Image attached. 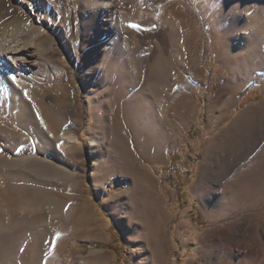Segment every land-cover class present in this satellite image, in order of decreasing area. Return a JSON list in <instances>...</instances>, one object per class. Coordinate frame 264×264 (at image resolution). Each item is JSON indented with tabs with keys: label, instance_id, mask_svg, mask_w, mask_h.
I'll return each mask as SVG.
<instances>
[{
	"label": "rangeland",
	"instance_id": "1",
	"mask_svg": "<svg viewBox=\"0 0 264 264\" xmlns=\"http://www.w3.org/2000/svg\"><path fill=\"white\" fill-rule=\"evenodd\" d=\"M85 1L91 0H0L4 2L1 14L33 24L44 21L54 39V49L40 57L43 74L38 78L45 85L40 93L43 99L31 112L35 117L22 114L19 101L0 112V264H160L154 261L160 252L151 249L160 243L172 251L170 264H264L263 85L254 82L228 117L209 130L210 108L230 76L221 57L226 56L225 38L220 37L223 32L214 20L224 0H116V23L120 32L129 33L130 43L117 53L119 43L114 41L98 69L92 61L101 41L85 31L90 17L88 9H81ZM43 3L50 5L49 12ZM145 19L149 27H139ZM220 24L224 26V20ZM136 44L141 46L142 58L163 53L179 73L175 80L169 70L165 82L157 85V95H150L156 113L147 114L146 120L135 107L143 97L129 106L132 112L126 107L146 79L138 74L132 90L121 76L128 48L130 55ZM191 59L198 68L191 75L192 83L185 80ZM130 62L134 69L132 56ZM244 62L248 74L264 67V47L258 58ZM140 66L148 71L144 59ZM173 84H179V90L188 89L184 95L180 91L183 100L168 111L169 100L179 92ZM182 113L189 118L181 125ZM157 115L163 125L169 120L178 125L176 142L158 152ZM19 116L30 121L34 138L23 126L12 124ZM236 119L237 124H232ZM74 122L80 124L75 132L82 147L64 152L53 142L61 127ZM6 135L11 136L9 144L3 139ZM91 138L98 142L97 151L82 160L80 152ZM119 141L133 146L132 152L127 146L131 155L141 151L145 158L138 156L129 164L118 151ZM24 155L48 164H21L17 160ZM118 164L122 171L112 168ZM51 165L78 176L58 180L51 174ZM133 168L149 187H145L146 201L156 207L148 216V229L135 224L141 221L131 210L133 182L138 179ZM145 235L152 238L149 245Z\"/></svg>",
	"mask_w": 264,
	"mask_h": 264
},
{
	"label": "bare ground",
	"instance_id": "2",
	"mask_svg": "<svg viewBox=\"0 0 264 264\" xmlns=\"http://www.w3.org/2000/svg\"><path fill=\"white\" fill-rule=\"evenodd\" d=\"M3 5H4V2H0V19H1V22H0V101H1V103L3 102V105L0 103V112H4L7 107L9 108L8 104L14 103V101H17V102L19 101L20 105L22 106V114H25L27 116L29 114L31 115L32 111L33 112L36 111L35 107L37 105V102L40 101V99L41 100L43 99L42 97H40V93H41V88L45 85V83L43 85L42 79L38 78V76L43 74V70L40 67V62H41L40 57L44 53L49 52V51L54 49V46H53L54 45V39L51 37V33L47 29V25L44 24L46 22L39 20V22H38L39 24L34 23L35 24L34 25L33 23L26 22L22 18H19V17H15L14 19H10L8 17V14H6V13L1 14V10L4 8ZM42 5H44L43 6L44 11L46 10L49 12L51 10V7H50V5H48V3H43ZM117 7H118V2L116 0H93V1L91 0V1H88V3L85 1V2H83V6L81 7L83 12L87 11V9H88L89 10L88 12L90 13L89 14L90 15L89 20L87 21V23H85L86 24L85 31L88 32L89 36L93 40L101 41L100 47L97 48L96 54L94 56V60L92 58V60H93L92 62L94 64V67H96V68L100 65V63H102V56L103 57L105 56L106 48H108V46L112 45L114 43V41L117 40V42L119 43V46L117 48V53L120 51H123V49L125 50L124 47H126L130 43L129 39H128L129 33L125 29L124 30L121 29L122 32H120V28L118 27L119 25L116 23V19L118 18L117 17V11H118ZM52 10L54 11L55 9H52ZM215 11L216 12L214 14V17H215L214 20H216L218 22L217 29L220 28L219 29V30H221L220 32H223V33H220V37L223 36L225 38L224 44L220 43L222 41L219 42V44H223L222 48L226 52L225 53L226 56L223 57V55H222L221 57L223 59L222 60L223 63L225 64V66L230 71V76L226 80L225 88L223 90L221 89L219 96L217 97L216 101L213 103L212 107L210 108V117H209L208 123H209V130H211V131L214 127H216V125H218L219 123H221V121L225 120L228 117L230 110H234V108H236L237 104L239 103V101L243 97V95L248 93V91L253 87L254 82H259L261 85H263V91H264V67L262 66V68H260L258 70H254L248 74V72H245V71H247L245 68V67H247V65L244 62V61L249 60V59L253 60L254 58H258L261 48L264 47V0H224L223 3ZM210 17H212V16H210ZM223 20H224V26L223 25L220 26L221 25L220 23ZM118 21H119V19H118ZM121 23H122V21L120 20V24ZM139 25H140L139 27H144V26H148L149 24H148V22H146V19H145V21ZM255 32H257V34H255ZM251 33L253 34V36L249 37L251 35ZM215 35L217 36L218 34H215ZM61 37H64V33L61 35ZM218 37H219V35H218ZM219 40H222V38H220ZM215 41H216L215 43H217L218 40H215ZM224 45H225V48H224ZM136 47H137V44H136ZM136 47L133 48L132 53L130 50V55H129V48H128V51L126 53L127 54L126 55V62L124 65H122V67H124L126 70L122 72L123 74L121 76L125 77V81H123L124 85L126 87L132 86V88H131L132 90L134 87L137 86V85L134 86V84L136 83V80L139 81L138 80L139 79L138 74H141L140 79H142V78L146 79L147 82H146V84H144L145 86H143L142 90L139 93H136L135 95L131 96V98L128 100V102L126 101L128 103V106L126 105V107H128V109H129L130 108L129 106L137 105L136 100L139 99L140 96H141V98L143 97L140 105H137L135 107L138 108V106H139V111H140L139 115H141L139 117L143 118V120L144 119L146 120V117H147L146 115L149 114L151 117V112L155 111V110L152 111L154 109L153 108L154 106L151 104L150 101H152V103L154 101H153V98L150 99V95H152V96L157 95V92L159 91V89L157 88V85H160V83L165 82V80L167 78V74H169V72H168L169 70H170V74L172 75L173 79L175 78V80H176V78H178L179 73L174 71L173 65L170 63V61H171L170 58L165 59V55H163V53L160 54L158 52V54H153V56H151V57L145 56V58H142V56L140 55V51H139L140 50L139 47L141 48V46L137 47L138 49ZM177 47H179V45L178 46L176 45V48ZM142 49H144V48H142ZM218 49H220V48H217V50ZM177 50H178L179 55H180L182 53V51L180 49H176V51ZM221 51H222V49H221ZM166 52H167V50H166ZM178 52H177V54H178ZM222 52H224V51H222ZM183 53H184V51H183ZM219 53H220V50H219ZM145 54L148 55V53H145ZM221 54H223V53H221ZM106 55H108V54H106ZM120 55H121V53H120ZM121 56H123V55H121ZM131 56L135 62L134 69H133V67H130V65L133 64L130 62ZM113 58H114V56H113ZM150 58H151V60L152 59L153 60L148 61ZM143 59H144V64L145 63L149 64L147 72L145 71V68L142 69L143 65H142V67L140 66V62H142ZM192 59L190 60L189 65L187 64L189 66V67L187 66L189 68V71H188L187 76L185 77V80L187 82H191V83H192V81L194 82V78H195V77H192L191 75L192 74L195 75V73L198 72V68L196 67L195 61H192ZM219 61H221V59ZM119 62L122 63V61H119ZM187 62H188V60H187ZM106 64L107 63H105V65ZM262 65H264V64H262ZM108 67H110V66H108ZM114 73H115V71H114ZM179 84H176V86L173 84L174 85V91L175 92L179 91V92L177 94L175 93V96L169 100V104L167 103L169 106L168 111L173 109L174 106H177V104L183 100L182 96L185 94L186 90L188 89V86L187 87L183 86L184 89L179 90V87L181 85V84L180 85ZM181 87H182V85H181ZM185 88H186V90H185ZM157 89H158V91H157ZM180 91L183 92V95H181L182 93ZM145 92H147V93H145ZM122 94L123 93L121 92V95L117 96L118 101L121 99ZM166 94H168V92ZM1 99H4V100L2 101ZM157 103H158V101H157ZM154 105H156V104H154ZM254 106L255 105H252V106H250V108H253ZM131 108H130V111L132 112ZM129 112H128V114H129ZM134 113H136V111L132 113V116H134ZM154 113H156V112H154ZM130 115L131 114H129V116ZM241 115L239 114V116H241ZM20 116H21V114H20ZM20 116H19V119H15L14 123H12V124H14L15 126H23L25 129H27L31 133L32 137L34 138L35 137V133H34L35 130L31 128L30 124L28 123L29 120L25 118L26 116H23L22 119L20 118ZM136 116H138V115H136ZM154 116H156V115H154ZM179 116H180V118H178V119H181V121H179L181 125H182V123H184L183 121H186L187 118H189L185 115V113L183 115L179 114ZM158 117L159 116L157 115V120H156L157 123L156 124L160 125L161 128L159 127L160 128V131H159L160 132V135H159L160 136V141H159L160 144L158 143V146L156 149L157 152L161 151V150L164 151V147H166L167 144L173 145L174 142H176V140H177L176 137L178 135V128H177L178 125L176 124L177 122H175V121L170 122V120H169L168 122H166L165 125H163L161 121H158ZM97 119H100V118H97ZM150 119L151 120L153 119V114H152V118H150ZM135 120H137V119H135ZM237 120L238 119H236L232 124H237L236 123ZM152 121H154V120H152ZM179 122H178V124H179ZM9 123H11V122H9ZM154 123H152V124H154ZM187 123H188V121H187ZM185 125H186V122H185ZM78 126H80V124L78 122H74L70 125L66 124L65 126L61 127V130H60L58 137L53 142L54 145L60 146L64 152H67L70 150H75L78 148L81 149L82 141L80 139V136L75 132V129ZM32 127H33V125H32ZM226 128H227V126L224 127L223 129L225 130ZM156 130H158V128ZM8 132L9 131L6 130L5 133H8ZM10 134H11V132H10ZM4 136H3L4 141L7 144H9L10 139L8 136H10V135H6V137H4ZM21 141H26V140L23 139ZM22 143H24V142H22ZM119 144L120 145L118 146V151L121 154L127 156L126 161L128 160L129 164H130V161L133 163L136 161V159H139L138 156L142 155L140 153L141 151L139 152L138 150L137 151L140 155H137V153H136V155L135 154L131 155L130 152L133 151L132 150L133 146L130 144L126 145L124 141H122V142L119 141ZM97 145H98L97 140L95 138H91L89 144L85 147L86 150H83V151L81 150V152H80V157L82 158V160L88 154L95 155V152L97 151L96 150ZM127 146L131 150L130 152L127 149ZM135 147H136V145H135ZM123 155L121 158H125ZM104 156H105V154H104ZM128 156L131 159L128 158ZM205 156H206V149H205L204 156H203L204 160L206 159ZM142 157H144V156L142 155ZM151 158L152 157H149V159H151ZM154 158H156V157H154ZM17 161H19V163L24 164V165L25 164L28 165L31 163L34 164L36 162H38V163L42 162V161H39L38 159H36L35 157H31V156H25L22 159H18ZM45 162H42V163L44 165H47L48 163L47 162L45 163ZM116 162H118V161H116ZM154 162L157 163L155 160H154ZM29 166H31V165H29ZM29 166H26V167H29ZM38 166H36V167H38ZM53 166L51 165V167H53ZM114 166L116 167L115 168L112 166V168L115 169L114 171H119V170L122 171L123 166H121L122 168H120V164L117 165L120 169L116 165H114ZM44 168H46V167H44ZM61 168L53 167V171L51 173L58 180H61V179L67 180L69 178H73V180H74V178H76L78 176L76 173L68 171L69 169L67 170V169H61ZM126 169H127V167H126ZM133 172L137 176L138 179H137V181L133 182L134 192L132 191V195H131V199H132L131 210L135 215H137V218L140 219V221H141V223L135 222V224H139V227H141V228L148 229V226H147V223L149 221L148 216L152 212V209H155L156 207L149 205V203L146 201V197L144 195L149 196V193L146 191L147 190L146 188H149V187L143 182L142 178H140L141 175L139 174L138 170H136V168H135ZM36 173H39V172H36ZM128 173H130V172H128ZM112 175H113V173L111 175H109V177ZM50 177H51V175H50ZM104 184L105 183H103V185ZM36 189H37V187H36ZM245 189H246V187H245ZM154 195L159 196V193L154 192ZM70 199L76 200L74 198H70ZM160 199H161V197H160ZM1 203L2 202H0V204ZM63 203H62V205H63ZM36 204H38V203H36ZM36 204H32V205H36ZM21 205H23V204H21ZM62 205H61V207H62ZM74 205L76 207L77 204H74ZM23 208H24V206H23ZM31 210H32V208H31ZM82 214H84V212ZM35 221H37V220H35ZM66 221H68V220H66ZM149 225H151V224H149ZM162 232H163V236H164L165 227H164ZM167 234H169L168 231H167ZM144 239H145L146 245L147 244L149 245L152 242V238L149 237L148 235H145ZM164 243H165V241L163 240V244ZM155 248L156 249H154V248H151V249L158 250L160 252V254H159V256H157L155 258L154 261L156 262L157 260H159L160 264H170L172 251L167 250V248H166V250H164L165 244H164V248H163L162 243L157 244ZM161 250H163V253H161ZM47 254H48V252H47ZM33 264H35V263H33Z\"/></svg>",
	"mask_w": 264,
	"mask_h": 264
},
{
	"label": "trees",
	"instance_id": "3",
	"mask_svg": "<svg viewBox=\"0 0 264 264\" xmlns=\"http://www.w3.org/2000/svg\"><path fill=\"white\" fill-rule=\"evenodd\" d=\"M193 129V128H192Z\"/></svg>",
	"mask_w": 264,
	"mask_h": 264
}]
</instances>
